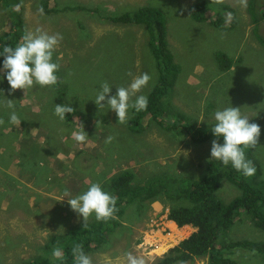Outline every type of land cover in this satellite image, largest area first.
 I'll return each instance as SVG.
<instances>
[{
  "label": "rangeland",
  "instance_id": "374dc122",
  "mask_svg": "<svg viewBox=\"0 0 264 264\" xmlns=\"http://www.w3.org/2000/svg\"><path fill=\"white\" fill-rule=\"evenodd\" d=\"M200 1L50 0V7L77 5L78 8L49 13L42 9V0H21L19 7L26 33L39 28L49 34L60 33L63 39L53 54V62L60 66L56 85L41 87L34 84L26 92L17 89L9 94L10 85L0 71V119L5 121L0 125V165L3 164L0 169V264H32L39 259L51 261L52 252H46L62 246L57 239L53 243V238L82 226L83 218L79 216L75 219L60 217L58 221L44 218V212H51L56 205L52 207V202L45 205L37 202L32 206L28 196L29 184L23 177L21 181L15 178V169L20 172V164L26 172L22 158L16 161L19 167L15 168L18 146L22 152L33 151V154L48 146L49 153L53 151L54 143L55 147L60 145L56 130L68 132L72 142L68 123L72 120L88 122V126L81 129L88 134L87 139L98 143L94 152H78L76 164L66 168L75 172L71 176H90L86 181L88 186H82L85 191L91 184L99 183L104 191L114 196L111 179L100 181L102 177L97 180L92 177L93 173H104L105 169L111 168L135 173L138 182L157 175L198 177L204 161L211 159V145L215 138L194 145L190 137L170 130L172 128L166 121L177 119L179 110L198 125L211 126L216 123L214 113L217 110L240 107L250 123L260 126L258 145L252 151V157L262 164L264 171V45L257 40L253 30L249 0L246 7L240 4V0H211L212 3L208 4L212 10L220 9L224 4L231 9L233 18L230 21L227 18L221 28L214 25L215 17L211 13L204 21L193 17V6ZM144 6L159 8L165 14L167 40L179 73L173 89L163 100L165 114L161 118L165 119V126L148 119L135 131L130 125L135 115L133 109H129L127 122L120 124L114 111L107 107L99 109L93 100L104 81L112 86L109 95H115L116 87H126L134 76L148 73L151 80L139 93L147 98L158 84L159 66L150 48L146 27L116 23L106 18V15L130 12ZM8 16L9 12L0 0V35L7 29ZM261 32L264 35L263 22ZM217 51L225 52L234 60L230 69L224 71L220 68ZM6 99L13 100L21 120L19 126L9 123L12 109L5 106ZM57 104L70 105L78 112L66 114V119L61 120L54 114ZM94 116L97 122L93 121ZM90 122L95 123L92 129L89 128ZM32 128L37 129L39 136L44 135V146L38 138L37 141L30 139L34 138L29 135ZM77 130L80 129L75 126ZM109 136L114 139L106 143ZM70 142L66 140L65 146L68 147ZM218 142L223 144L222 139ZM78 179L74 181L78 182ZM37 192L40 191L31 187L33 196L38 197ZM239 193L240 190L227 181L218 191L226 202ZM4 196L11 197L9 204L4 202ZM43 196V193L39 194L40 200ZM67 199L65 197L63 201L66 204ZM165 201L171 203L156 200L142 215L133 210L136 205L125 208L122 224L110 233L107 243L100 245L97 251L87 253L93 264H126L125 253L128 252L142 257L145 264H158L171 248L195 231L192 225L182 228L170 223L167 216L169 205ZM155 204L159 205V210ZM245 216L248 215L242 213L238 216L223 238L228 241H264V230ZM95 219L93 214L87 222H95L92 221ZM230 256L238 264H264V255L254 250L239 248L230 252ZM174 264H207V259L193 258Z\"/></svg>",
  "mask_w": 264,
  "mask_h": 264
},
{
  "label": "trees",
  "instance_id": "16d2710c",
  "mask_svg": "<svg viewBox=\"0 0 264 264\" xmlns=\"http://www.w3.org/2000/svg\"><path fill=\"white\" fill-rule=\"evenodd\" d=\"M2 2L9 16L7 29L0 35V52L3 51V46L16 47L22 43V37L26 34L22 9L19 7L21 0H2ZM208 3H212L211 0L195 3L192 10L193 17L198 21H204L211 13L215 17L214 25L221 28L229 17L231 10L229 5L224 4L222 8L212 10ZM17 5L18 8H16ZM41 7L49 13L78 8L77 5L50 7V0H42ZM248 11L254 24L256 38L264 45V35L261 32V23H264V0H249ZM106 18L116 23L146 27L150 48L158 62L160 78L148 95L147 109L139 112L133 109L135 115L130 120V125L137 131L140 128L138 125L148 119L163 124L165 121L161 118L165 114L163 100L173 89L177 72L179 73L167 40L165 14L159 8L144 6L130 12L110 14ZM216 58L224 71L234 64V60L228 58L223 51H217ZM3 59L4 57L0 56V69L3 68ZM179 111L176 113L177 119L166 121L170 124L169 128H172L170 130L177 135L190 137L194 145L207 142L211 138L217 139L211 132L214 125L200 126ZM219 139L223 140V137ZM253 150V148L245 150L247 159L251 160L256 168L255 174L250 177L237 172L231 164L224 166L222 162L210 158L204 161L203 171L198 177L173 178L157 175L138 182L135 180V173L129 170L117 172L110 183L112 192L117 198L118 211L114 214V218L106 222L95 219L92 220L95 222H87V227L81 224V227L72 228L65 234L54 237L53 240L57 239L62 244L59 247L62 250L63 259L53 258L54 260L51 261L39 259L34 260L32 264H75L71 251L75 245H82L86 254L97 251L100 245L107 243L110 233L122 224L125 208L136 205L133 210L138 215H142L156 200L171 201V203L165 201L169 205L167 216L178 226L195 227V231L171 248L158 264H174L193 258H206L207 264H238L230 256V252L239 248L254 250L264 255V241L247 239L228 241L223 238L224 233L242 213L247 214L248 216L245 217L251 218L256 227L264 230V171L262 164L253 159ZM224 181L234 184L240 190L239 195L229 202L224 201L218 194ZM53 250L46 253H51Z\"/></svg>",
  "mask_w": 264,
  "mask_h": 264
},
{
  "label": "clouds",
  "instance_id": "9594fccd",
  "mask_svg": "<svg viewBox=\"0 0 264 264\" xmlns=\"http://www.w3.org/2000/svg\"><path fill=\"white\" fill-rule=\"evenodd\" d=\"M240 4L247 6V0H240ZM229 14V21L232 19ZM63 39L60 33L49 34L41 29L35 32H27L22 37V43L16 47L3 46L0 56H3V68L8 84L10 85V93L17 89L26 92L34 84L41 87L54 86L58 82L56 73L59 65L53 62V54L60 41ZM131 76L132 74L129 73ZM151 80L148 73H142L134 76L131 82L125 87H116V94L109 95L112 86L107 81L100 84L99 90L93 100L99 109L107 107L114 111L117 115L118 122L125 124L128 120L129 109H135L139 112L146 110L148 106V98L146 95L139 94L146 88ZM5 106L12 109L9 116V123L20 125L21 120L15 111L13 100L6 99ZM75 110L70 105L57 104L54 114L59 119H66V114L73 113ZM216 121L211 132L217 138L212 141L211 159L222 162L224 166H231L245 176H252L256 172L253 162L247 159L245 150L256 148L260 137L261 129L256 123H250L247 116H243L240 107H226L223 110H217L214 113ZM5 121L0 119V125ZM36 129H33L35 131ZM32 131V132H33ZM223 137V144L218 139ZM71 138L78 143H85L88 134L84 128L73 131ZM114 137L109 136L106 143H110ZM67 197V202L71 209L83 218V227H87V221L93 214L97 221H108L114 218V214L118 211L116 204L117 198L110 193L104 191L99 183H93L82 194L71 197V194L65 190L62 201ZM72 255L75 264H93L92 258L87 255L82 245L77 244L72 248ZM52 256L55 259H63L61 249H54ZM126 264H145L142 257L133 255L131 252L125 253Z\"/></svg>",
  "mask_w": 264,
  "mask_h": 264
},
{
  "label": "crops",
  "instance_id": "0c3cea01",
  "mask_svg": "<svg viewBox=\"0 0 264 264\" xmlns=\"http://www.w3.org/2000/svg\"><path fill=\"white\" fill-rule=\"evenodd\" d=\"M107 16L108 15H106V17ZM76 112L78 111L73 112L74 115L76 114ZM92 119L94 122L98 121L95 116ZM94 122L89 123L90 129L93 128L95 124ZM68 123L70 124L69 129H71L72 132L75 131V126L76 129H81L82 126H88V122H86L84 119H82V123L80 121L76 122V120H72ZM33 129L36 128H32L29 132V135L33 136L34 138L31 137L30 139L37 141L38 138L40 144L44 146V135L39 136V134L36 132L37 129L35 131H33ZM56 134L57 140H60V145L57 144L55 147L54 143L53 151L47 153V146V148L42 147L41 149L37 150L35 154H33V151L27 152L25 150L24 152H22L19 148L20 146H18V149L16 151L18 156L14 161L15 168L19 167V164L16 163L18 159L22 158V161H25L24 166L26 167V172H23L22 165L20 164V172L15 169V172H17L15 178H18V180L21 181V177H23L24 180L29 184L30 190L28 192V196L30 197L31 205L34 206L35 204H37V202H40L43 205L52 202V207L56 205L52 208L53 210L51 209V212H44L43 217H47V220L49 221H58L60 217L68 216H72L74 219L77 218L78 214L71 209L69 204L63 202L64 199L62 201L58 200L62 198L63 192L65 190L73 195V197L85 192V190H82V186H88V183L86 181L89 180L90 176H87V174H84L83 176L79 175V177L71 176L75 172L69 171L66 168L67 166L76 164V154L78 152H94L98 145V143L94 139H87L85 143L74 142L75 140L73 139H71L72 142H70L69 133L65 130H56ZM66 140H69L70 142L68 147L65 146ZM1 166H3V164L0 165V169ZM117 171L118 170L114 168L108 170L105 169L104 173L102 171L95 174L93 173L92 177H94L95 180L102 177L100 181H105V179H112ZM75 178H79L78 182L74 181ZM31 187L36 191H40L37 192L38 197L32 195ZM40 193H43L44 195L42 200H40L39 198ZM23 196H25V193H23ZM10 199V196H4V202L6 204H9ZM154 206L157 210L160 209L159 205L155 204ZM168 221H170V223H173L175 226L180 227L173 220L169 219ZM181 227L183 228L184 226Z\"/></svg>",
  "mask_w": 264,
  "mask_h": 264
}]
</instances>
